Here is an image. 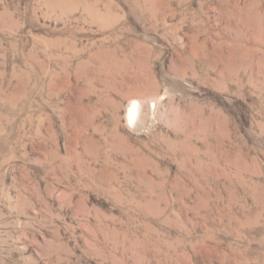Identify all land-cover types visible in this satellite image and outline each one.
Instances as JSON below:
<instances>
[{
  "label": "rangeland",
  "instance_id": "1",
  "mask_svg": "<svg viewBox=\"0 0 264 264\" xmlns=\"http://www.w3.org/2000/svg\"><path fill=\"white\" fill-rule=\"evenodd\" d=\"M0 264H264V0H0Z\"/></svg>",
  "mask_w": 264,
  "mask_h": 264
},
{
  "label": "bare ground",
  "instance_id": "2",
  "mask_svg": "<svg viewBox=\"0 0 264 264\" xmlns=\"http://www.w3.org/2000/svg\"><path fill=\"white\" fill-rule=\"evenodd\" d=\"M145 103L144 102H142L141 100H139V99H135L132 103H131V105H130V107H129V112H128V120H129V122H132V123H135L136 122V120H137V113L139 112V111H142V110H144V108H145ZM139 114V113H138Z\"/></svg>",
  "mask_w": 264,
  "mask_h": 264
}]
</instances>
